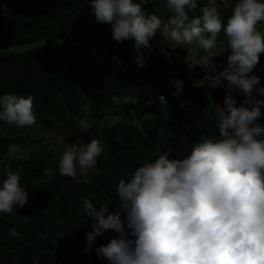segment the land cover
<instances>
[{
  "label": "clouds",
  "instance_id": "9594fccd",
  "mask_svg": "<svg viewBox=\"0 0 264 264\" xmlns=\"http://www.w3.org/2000/svg\"><path fill=\"white\" fill-rule=\"evenodd\" d=\"M155 0H89L88 6L99 24L111 26L116 42L133 41L135 63L146 66L145 50L157 34L173 49L187 50L185 63L190 71L209 67L211 54L221 32L229 54L226 67L217 71L212 88L227 81L223 106L215 104L219 138H200L180 158L169 148L153 161L143 162L128 180L118 182L120 211L109 203L98 208L85 199L84 209L93 218L86 233L85 254L95 251L108 264H264V87L255 69L264 54V0H163L171 15L162 20L143 4ZM221 4L231 6L226 24ZM199 7V15L189 16ZM191 53V54H189ZM203 53V55H200ZM174 96L184 93V83L173 79ZM245 99L238 105L235 92ZM159 100L165 101L160 95ZM32 96L7 93L0 96V122L24 128L36 123ZM186 103L181 104L185 107ZM79 129L89 132L87 120H78ZM163 137L164 132L158 133ZM22 152L9 146V155ZM103 152L98 139L84 142L77 137L65 146L58 161L62 176L75 178L94 168ZM28 193L21 175L4 166L0 181V213L24 207ZM24 219L28 216L24 215ZM105 230L116 236L93 249ZM10 235L17 236L15 229ZM64 234H61V236Z\"/></svg>",
  "mask_w": 264,
  "mask_h": 264
},
{
  "label": "rangeland",
  "instance_id": "374dc122",
  "mask_svg": "<svg viewBox=\"0 0 264 264\" xmlns=\"http://www.w3.org/2000/svg\"><path fill=\"white\" fill-rule=\"evenodd\" d=\"M10 1L0 0V14L6 10ZM156 1L165 6L163 0ZM206 2L207 0H198L200 6ZM234 3L235 0H230V5ZM220 11L225 22V18L231 15V6L225 7L221 4ZM190 13L199 14V7L195 12ZM258 27L264 30V22H261ZM70 33L60 30L56 35L36 43L0 49V64L4 63L5 59L7 62V67L2 70L0 79L5 82H19V86L24 87H48L51 84L49 78L41 74L45 73L44 70L51 68L53 51L43 48L58 42L62 46L59 51L64 52ZM74 39L72 44L73 50L78 56L77 62L80 66H86L91 55V49L87 47V38L76 36ZM131 42L133 41L127 40L122 43L114 41L109 46H104V43L94 45L92 51L101 57V65H98L97 72L93 76L90 70L84 69L79 74L62 75L55 78L58 84L63 81H69L70 84L75 83L82 95L92 94L101 98L105 95L103 92L106 90L99 88L112 87L120 92L128 86L135 87L138 84L137 76H140L139 78L145 79L140 84L142 92L145 94L155 89L154 94L146 103L128 115L108 116L95 121L87 120L92 123V128L85 135L80 134L81 136L74 128L64 126L57 121H53L55 126L35 123L31 127L24 128L10 127L0 122V140L12 141L14 144L20 145L22 149L21 153L10 156L7 144L0 142V181L4 178V166L10 165L14 172L20 173L21 184L28 193V200L24 207L17 206L11 213H0V229L9 231L15 229L18 233L17 237L26 241L31 240L33 236H43L41 238L44 240L53 238L51 243L57 242L55 235L59 226L65 223L64 218L68 207V202L58 185L57 164L65 146L75 141L77 137L83 141L89 140V142L91 139L99 137L103 145V152L97 158L96 166L88 169L86 173L77 168L74 178L83 202L88 199L97 208L102 203H109L102 190L110 174L111 154L116 163L114 172L116 173L115 183L117 186L113 189L115 194H117L118 182L121 179L128 180L134 170L143 162L150 161L151 157L147 152V143L150 139H152V145L157 149L159 155L171 148L173 149L172 156L180 158L173 145V132L168 125V123H175L174 109L178 107L179 100L182 101V104L187 102L183 107L185 115L195 121L198 120L193 125L186 127L191 142L195 144L204 136L216 139L219 133L214 116L215 104L223 106L227 88L223 82L222 86L217 88H212L210 85L217 71L226 67V57L229 54V51L225 50L226 39L219 41L213 50L211 55L214 57L209 67L203 70L197 66L194 71H190L185 63L187 50L173 49L159 34L150 41L152 47L145 50L144 56L147 64L140 68L135 63V51L133 45H130ZM126 51L132 65L129 70L124 65ZM174 78L180 79L184 83V93L179 96L173 95L176 89L171 81ZM91 81H95V86ZM96 82H98L97 85ZM258 87H264V84L261 83ZM209 88L211 91L207 90ZM160 95L165 96V101L161 102L158 99ZM83 97L79 98L80 104L86 108L88 104L85 103ZM125 97L130 100L132 96L129 94ZM257 98L264 99L259 96ZM235 99L239 105L245 97H238L235 94ZM160 114L163 117H161L157 128L153 120H156ZM202 117L205 121H202ZM96 130L98 137L94 136ZM161 131L164 132L163 137L158 136ZM109 208L119 211L110 203ZM24 215H27L28 218L24 219ZM106 231L109 240L116 236L114 231ZM82 235L83 238L76 239L70 234L76 243L75 250L79 251L80 255H76V253L71 255L69 264H102L95 251L88 254L83 252L86 247L85 229H83ZM28 258L22 263L20 256H14L11 264H49L50 262V255H42L41 258L34 257L32 262Z\"/></svg>",
  "mask_w": 264,
  "mask_h": 264
},
{
  "label": "trees",
  "instance_id": "16d2710c",
  "mask_svg": "<svg viewBox=\"0 0 264 264\" xmlns=\"http://www.w3.org/2000/svg\"><path fill=\"white\" fill-rule=\"evenodd\" d=\"M88 2L89 0H11L6 10L0 14V49L36 43L42 39L51 37L60 25L73 24L83 18L95 20V16L88 6ZM142 7L146 12L154 13L165 21L171 15L165 6L160 5L156 0L154 3L143 4ZM193 15L199 14L189 13L190 17ZM227 18H225V24ZM76 36L86 37L87 47L91 49V55L88 58L86 66H80L79 62H77L78 56L75 50H73L72 44ZM218 40H225L223 31L218 37ZM114 41L112 34H109L104 41V46L112 45ZM130 45H133V42ZM61 47V44L56 42L43 48L53 51L51 68L44 70L43 72L45 73L41 74L49 78L51 84L48 87H24L19 86V82H5L0 79V96L11 93L17 96L30 95L34 98L33 108L36 124L55 126V122L53 121H57L64 126L74 128L79 135H85L86 133L79 129L78 120L95 121L108 116L121 117L128 115L131 111L146 103L154 94L155 89L145 94L142 92L140 84L145 79L139 78L140 76H137L138 84L135 87L128 86V88L120 92L114 90L112 87L99 88L106 90L103 92L105 95L101 98L98 95L92 94L82 95L75 83L70 84L69 81H63L60 84L56 83L55 78L62 75L79 74L84 69L90 70L93 76L97 72L96 68L98 65H101V57L92 51L94 44L86 32L70 33L65 45L66 50L62 53L59 51ZM127 51L124 58V65L129 70L132 68V65ZM3 62L0 64V75H2V70L7 67L6 59ZM23 68L25 69L24 66ZM255 74L261 77V83L264 84V56L260 57ZM222 82L228 89L229 85L227 81ZM97 84L98 82H96ZM92 85L95 86V81L92 82ZM207 90L211 91V88ZM129 94L132 97L130 100H127L125 96ZM235 94L238 97H244L239 91H236ZM81 96H84L83 100L88 104L86 108L80 104L79 98ZM181 104L182 101L179 100L177 102L178 107L174 109L175 123H168L169 129L173 132V145L177 149L180 157L190 152L194 145L190 140L186 127L198 121L186 116ZM262 113H264V108H262ZM161 117H163L162 114L158 115L156 120H153L157 128ZM201 119L205 121L204 117ZM260 123L264 124V115L261 116ZM94 136L98 137L97 130ZM218 138L219 134L216 136V139ZM96 139L100 140L99 137ZM0 142L7 144L8 147L14 144L12 141L0 140ZM84 142H89V140H84ZM152 143V139L147 143V152L151 157L150 161H153L159 156L157 149L154 148ZM110 162V174L102 192H104L110 205L115 206L120 211V201L118 195L113 190L117 185L115 183L116 173L114 172L116 163L112 154L110 155ZM58 177V185L61 187L63 196L68 202V207L64 218L65 223L59 226V230L55 235L57 242L51 243L53 238L44 240L41 238L43 236L39 234L36 235L40 237L33 236L31 240L26 241L17 236L10 235L8 229H0V264H11L12 257L14 256H20L21 262L23 263L27 257L32 262L34 257L41 258L42 255H50L49 264H69L71 255L75 253L76 255H80V252L75 250L76 243L70 234L76 237V239L83 238V229H85L86 233L92 231L94 221L85 212L84 202L79 196L75 179L60 174ZM106 232L105 230L102 235L96 238L93 244L94 249L110 241ZM61 234L64 235L61 236ZM100 260L102 264H108L106 260Z\"/></svg>",
  "mask_w": 264,
  "mask_h": 264
},
{
  "label": "crops",
  "instance_id": "0c3cea01",
  "mask_svg": "<svg viewBox=\"0 0 264 264\" xmlns=\"http://www.w3.org/2000/svg\"><path fill=\"white\" fill-rule=\"evenodd\" d=\"M136 2L140 1L136 0ZM60 30H64L67 33L86 32L89 34L94 45L104 43L107 36L112 34L110 25L98 24L95 20L89 18H83L73 24L60 25L57 27L56 32L52 36L56 35Z\"/></svg>",
  "mask_w": 264,
  "mask_h": 264
},
{
  "label": "built area",
  "instance_id": "2783aa9c",
  "mask_svg": "<svg viewBox=\"0 0 264 264\" xmlns=\"http://www.w3.org/2000/svg\"><path fill=\"white\" fill-rule=\"evenodd\" d=\"M165 97V96H164ZM161 102H163V100H160Z\"/></svg>",
  "mask_w": 264,
  "mask_h": 264
}]
</instances>
